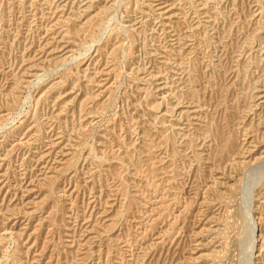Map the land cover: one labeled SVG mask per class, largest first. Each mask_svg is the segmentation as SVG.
I'll return each instance as SVG.
<instances>
[{"label": "rangeland", "instance_id": "rangeland-1", "mask_svg": "<svg viewBox=\"0 0 264 264\" xmlns=\"http://www.w3.org/2000/svg\"><path fill=\"white\" fill-rule=\"evenodd\" d=\"M0 264H264V0H0Z\"/></svg>", "mask_w": 264, "mask_h": 264}]
</instances>
